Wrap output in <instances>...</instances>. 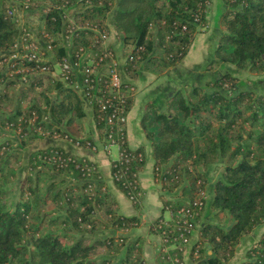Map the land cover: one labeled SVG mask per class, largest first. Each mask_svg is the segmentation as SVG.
I'll list each match as a JSON object with an SVG mask.
<instances>
[{
    "label": "trees",
    "instance_id": "1",
    "mask_svg": "<svg viewBox=\"0 0 264 264\" xmlns=\"http://www.w3.org/2000/svg\"><path fill=\"white\" fill-rule=\"evenodd\" d=\"M16 2L0 0V84L4 86L0 89V264H144L138 240L123 234L136 225V217L117 213V202L103 189L98 171L88 177L83 173L84 157L75 156L79 167L57 168L41 158L51 151L65 153L60 147L30 153L29 174L18 184V195L6 200L5 182H16L21 167V153L15 149L20 147H14L7 131L15 132L21 145L34 139L37 127L72 140L82 138L85 98L72 87L76 71L71 70L65 79L53 74V65L75 60L74 48L89 43L88 29L79 31L74 48L59 41L52 43L46 63L38 64L48 65L46 72L35 61L14 58V45L21 35L32 33L28 25L33 17L42 21L38 24L40 36L33 39L45 47L49 39L43 35L61 31L63 11L71 12L80 24L105 28L109 16L116 30L117 46H111L115 58L133 56L132 61L126 58L122 72L135 78L141 65L161 75L184 58L198 29L206 27L209 0ZM223 3L220 36L210 64L228 63L262 73L264 0ZM15 4L18 7H13ZM44 8L49 10L43 13ZM18 10L25 12L24 26H18ZM24 39L33 41L28 36ZM164 108L148 104L141 127L152 147L153 167L179 168V181L169 188L186 179L183 195L207 191L208 177L200 167L218 162L223 166L211 187V210L228 222L225 226L204 225L190 254L193 257L197 247L198 255L193 258L197 264H226L242 238L264 223V91L242 88L237 77L224 73L204 86H192L188 93L179 89L165 101ZM61 123L67 130L59 128ZM98 127L103 130L101 124ZM198 179L200 184H196ZM182 202L165 198L162 203L164 208ZM107 228L121 234H106ZM119 251L122 255L117 259ZM239 264H264V233L249 246Z\"/></svg>",
    "mask_w": 264,
    "mask_h": 264
},
{
    "label": "built area",
    "instance_id": "2",
    "mask_svg": "<svg viewBox=\"0 0 264 264\" xmlns=\"http://www.w3.org/2000/svg\"><path fill=\"white\" fill-rule=\"evenodd\" d=\"M53 6L58 9L62 7L61 5ZM47 9L49 10V8ZM80 30L88 31L86 38L89 43L80 44L74 48L73 45L76 43L75 39L80 36ZM110 34L111 31L105 27L91 23H78L76 19L72 18L71 12L68 13L66 10V13L63 11L61 31L51 35L46 34L45 37L49 41L45 47L34 39L30 43L27 42L26 50L21 57L35 61L37 67L46 72L49 71L48 65L39 66V63H46V59H48L46 52L50 51L53 42L59 41L61 44H66L70 49L72 47L75 49L73 52L75 60L71 64L65 59L57 63L60 67L59 74L64 75L63 77L66 79L71 70L76 71V78L72 87L82 94L85 100H88L92 108H95L94 118L98 124L102 125L103 131L100 140L98 138L71 140L76 146H84L92 151L100 150L109 156L112 181L121 187L122 192L133 205H140L143 195L141 169L144 159L141 151L132 150L128 147L126 133L129 101L133 98L136 88L122 72L126 58L127 61H132L133 56L129 53L122 60L121 58L116 59L111 48L113 42L110 43L112 35ZM112 37L117 40L115 35ZM94 46L98 47L95 49ZM41 47H44V50H41ZM14 56L17 58L20 55ZM113 148L116 150L115 153L112 151ZM41 159L48 165H55L57 168H64L70 164L79 167L77 157L66 152L51 151L50 155H45ZM82 162L81 169L87 177L98 171L95 163L87 159H82ZM153 175L160 185L161 192L167 195L166 199L173 202L184 201L178 205H174V203L165 205L164 210L167 211L168 217L165 218L161 215L157 221L150 225V229L159 238L157 250L161 259L171 264H183L181 255L193 245L191 244L192 235L196 227L197 217L205 206L207 193L198 189L192 197L183 195L182 188L186 179L177 187L169 188L168 186L172 182L179 181L178 167L174 166L168 169L153 167ZM196 184H200L199 179ZM192 254L193 257H197V247Z\"/></svg>",
    "mask_w": 264,
    "mask_h": 264
},
{
    "label": "crops",
    "instance_id": "3",
    "mask_svg": "<svg viewBox=\"0 0 264 264\" xmlns=\"http://www.w3.org/2000/svg\"><path fill=\"white\" fill-rule=\"evenodd\" d=\"M8 1L14 3L16 2V0H8ZM221 7L224 9L223 1ZM215 29L220 33L219 27L217 28L215 27ZM196 35L197 33L194 35L190 43L189 49L186 55L184 56V58L175 66L171 67L169 69V72L172 69H174L176 66H180L181 62H183L185 60V57L188 56L192 46V42L195 40ZM218 40L219 37L216 40V44ZM197 62L198 60L196 61V64ZM140 69H141V73L139 74ZM139 71L137 73V76L135 78H132L133 79L132 82L137 86V94L133 97L132 102L130 103L129 106V112H128L127 124H126V133H127L128 146L131 149H140L145 153V159L141 169V185H142L143 195L140 205H133L127 199V197L122 192V190H120L116 186V184L112 181L111 173H110V159L107 155H105L104 152L100 150L92 151L91 149L84 146H76L69 137L62 136L59 133L52 134L50 133L49 129L45 131H41L42 129L37 130L36 133L34 134V139H32V141L27 142L24 145L22 144L23 146H21L20 148L24 149V154H26L27 151L28 152H27V157H24V154L21 153V155L23 156V158H21V166H23V162H25L24 171H26L30 153L38 149H43L49 146H58L68 154L78 157H84L85 159L95 163L99 173V182L103 183L104 185L103 189H105L107 193H109L117 202L118 205L117 213L124 216L136 217V225L128 228L123 234L129 237V239L138 240L137 245L140 248V255L144 260V264H171L170 262L164 263L161 257H159L157 252L159 238L150 229L151 223L155 221L157 218H159L161 216L162 211H164L162 202L167 197V195L161 192L160 185L159 183L156 182L154 175L152 173V168L154 163L152 159V147L148 142V140L146 139L145 134L141 127V119L143 117V113L145 112L147 105L153 103V100H149L148 97H146L145 95L142 96L141 99H139L141 96L138 95L140 89L141 91H150V89H147V87L149 88V85L152 83L155 77H158L157 75L159 74L146 71L144 70V68H142L141 65ZM139 81H141V83ZM185 83L187 85V82ZM183 84H179L178 88L182 87L181 85ZM176 88H177L176 86L170 88L168 95H170V93H173L174 91L176 92V90H178V88L177 89ZM173 94H171V96ZM166 100L167 99H165V101ZM82 104H83V109L86 112L85 118L87 119L86 126H84L83 121L81 122L82 127L80 128V130L82 137L97 139L98 137H101L103 130L98 127V123L96 122L93 115H90L92 113V109H90V107L86 104V102L83 99H82ZM154 105L161 108V105H157V104ZM89 110L91 111V113L89 112ZM88 112L89 115H87ZM58 126L61 130H67L66 126L62 123L59 124ZM37 133L42 134L41 136L38 137L41 138V140L35 139L37 138L36 137ZM12 140L16 142L15 139ZM15 146L17 147V145ZM21 175L22 174L20 173H18L17 175V178L19 179V183L22 180L20 179ZM66 180L71 182L70 179L66 178ZM206 190H207L206 191L207 197L205 199V206L202 210V214H200L196 222V227L192 235L191 244H193L197 240L198 235L200 233V229L204 225L211 223L212 220L216 217L211 210L213 192L211 187L209 188L208 183L206 184ZM208 199H210L209 204L206 205ZM105 231L106 234H115V235L121 234L120 231H116L113 228H107ZM240 244L236 247L234 255L226 264H239L240 261L237 263L238 260L236 259L237 256L236 254H237V250L240 248ZM207 253L210 254V251L208 250ZM193 258L194 257H192V255L190 254V247H188V249L184 253H182L183 264H197ZM234 260L237 261L234 262Z\"/></svg>",
    "mask_w": 264,
    "mask_h": 264
},
{
    "label": "rangeland",
    "instance_id": "4",
    "mask_svg": "<svg viewBox=\"0 0 264 264\" xmlns=\"http://www.w3.org/2000/svg\"><path fill=\"white\" fill-rule=\"evenodd\" d=\"M222 1L223 0H209V6H208V11H207V16H208L207 25L204 29H203V27L201 29H198L197 35L195 36V40L192 42V46H191V49H190L188 56L185 57V60L183 62H181L180 66H176L170 72H169V70L166 71L167 73L165 72V74L157 75L158 77H155V79L149 85V88L147 87V89H150V91H141V89H140V91L138 92V95L141 97L139 99H141L142 96L145 95L146 97H148L149 100H153L154 104L161 105L160 109H165L164 105H163L165 99H168L171 96V94H173L175 92L174 91L173 93H170V95H168L170 88H172L174 86H176L178 88L179 84H183V83L187 82V85H186V83L181 85L182 87L178 88V90L180 89L184 93H188V91H190L192 86H195V85L204 86L207 82L212 81V80L220 77L224 73H229V74L237 77L238 78V85L242 88L252 89L256 93L264 91V71L262 73H254V72H250L248 69H238L233 64H228V63H220L218 65L210 64L211 61L215 57V51H216V47L218 45V42L216 44V40L218 39L220 33L215 29V27L216 28L218 27V20H219V17L221 16V14L223 12V8L221 7ZM16 6H17L16 4L13 5V7H16ZM47 10L48 9L45 8V9H43V12L47 11ZM16 18L19 19V25L18 26H24V24H25V12H24V10H18V14H17ZM107 18L108 19H105V22L108 25L107 29H109L111 31L112 35L111 34L110 35L112 37L115 35L116 30L112 26V24L109 23V21H110L109 16ZM39 23H42V21L39 19V17L31 18V22H29L28 27L32 28V31H31L32 33L26 32L23 34V37L21 35L19 41L14 45V48H16L13 50V57L14 58H15L14 55H17V54L22 56L26 50L25 45L27 44V42H25L24 36L31 37L32 39L35 35L40 36L37 33L39 30L38 29ZM33 24H35V26H33ZM45 35L46 34H44L43 36L45 37ZM111 37H110V43L113 42V44H115V46H117L115 43V41H117V40L115 39V37H112V38ZM16 50L18 52H16ZM155 50L156 49H154V52H155ZM197 60H198V62L196 64ZM53 67H54V69H53L54 73L53 72L52 73L55 74V76H57L59 74L60 67H59V65H57V63L54 64ZM16 72H19V70H16ZM140 73H141V69L139 71V74ZM128 75H125V77L130 82H132L133 79L131 77H129ZM20 79L23 80V77ZM139 82L141 83V81H139ZM133 85L136 88V91L134 94V96H135L137 94V86L134 83H133ZM150 86H152V87H150ZM3 87L4 86L0 84V89H3ZM178 90H176V91H178ZM9 91H11V89ZM53 97H56V95H54ZM132 99H131V101H132ZM84 101L90 107V109H92L88 100H84ZM89 112L91 113L90 110H89ZM89 112L87 115H89ZM90 115H93V114L91 113ZM93 117H94V115H93ZM83 123H84V126H86V124H87L86 118L83 120ZM37 130H41V129L39 127H37ZM7 132H8L9 138L15 139V141H16V142H14V147H16L15 145H17L19 147L23 146L20 144V141L17 138L15 132H12V131H7ZM41 135H42L41 133H37L36 134L37 138H35V139L41 140V138H38ZM88 138L89 137H82V138H75V139L84 140V139H88ZM98 139L100 140V137H98ZM15 149H17L20 153L24 154V149H21V148H15ZM132 150L141 151L140 149H132ZM112 151H113V153H115V151H116L115 148H113ZM27 152H26V154H24V157H27ZM141 153L143 155V159H145V153L143 151H141ZM21 158H23L22 155H21ZM24 165H25V162H23V166L20 167V170L18 172V173L22 174L20 176V179L25 177L26 174H29V171H27V170L24 171L25 170ZM222 167L223 166L219 162L210 164L207 167H200L201 170L204 169V172L206 173V176L208 177L209 188L213 186V183H214L215 179L217 178L218 174L220 173ZM152 173H153V168H152ZM18 184H19L18 178H17L16 182H13L12 184L5 182L4 186H5V190H6V200L8 202L10 201V200H8V198H11V195L13 197H16L18 195ZM212 192H213V189H212ZM209 194H210V192H209ZM209 200L210 199L207 200L206 205L209 204ZM13 202H14V200H13ZM161 215L164 216L165 218L168 217V213L166 210L162 211ZM227 222L228 221H227V218L225 216L218 214L212 220L211 223L225 226L227 224ZM152 223H154V221ZM152 223H151V225H152ZM262 233H264V223L261 224L260 226L256 227L255 229H253L248 235H245L242 238L243 240H242L241 244L239 243L240 248L237 250V254H236L237 255L236 259L238 261L234 260V262L237 261V263H238L243 258L244 254H245L246 250L249 248V246L255 244L259 239H261ZM157 252H158V250H157ZM121 255H122V252L119 251L118 254H116V258L119 259L121 257Z\"/></svg>",
    "mask_w": 264,
    "mask_h": 264
}]
</instances>
